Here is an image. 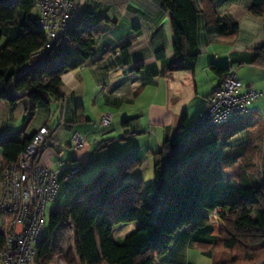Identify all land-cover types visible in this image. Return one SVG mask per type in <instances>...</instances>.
Here are the masks:
<instances>
[{"label": "crops", "instance_id": "crops-1", "mask_svg": "<svg viewBox=\"0 0 264 264\" xmlns=\"http://www.w3.org/2000/svg\"><path fill=\"white\" fill-rule=\"evenodd\" d=\"M73 1L75 16L87 11L102 16L104 21L97 26L100 36L93 57L79 69L63 76L64 99L53 100L48 108L39 109L29 124L25 123L27 99L14 107L0 100V140L31 139L40 128L46 127L51 141L39 157L40 165L60 177L75 165L84 164L86 167L84 174L73 182L62 183L57 197L47 204L46 211L48 209L51 215L60 211L77 191L86 186L92 162L102 155L99 152L103 149L108 148L109 152L115 141L139 146L146 135L154 136L159 151L162 143L172 139L181 119L186 116L185 129L178 136L182 141L199 114L209 107L214 90L222 85L224 75L220 76L216 70L232 67L244 87L258 91L261 96L242 122L229 123L220 126L222 128L216 134H206L182 161L180 170L196 165L211 183V191L225 196L230 202L238 198L242 185L240 177L250 181L253 187L264 186V179L260 180L255 171L258 162L264 158V68L253 63L255 51L264 46V17L251 14L254 0H210L225 25L229 28L238 25L235 37L228 40L209 34L200 14V56L195 72L168 75L164 73V62L157 59L156 54L164 50L168 60L174 58V34L170 16L159 0ZM201 1L194 0V7L200 13ZM32 15L37 18L38 10L34 9ZM106 113L113 114V119L110 126L102 127L101 119ZM188 126L190 129L186 132ZM75 134L86 138L85 146L78 151L73 147ZM157 152H149L151 161L148 157H141L137 149L125 156L119 155L112 163L117 164L128 155L137 153L144 171L153 167ZM107 158L112 157L107 154L106 161ZM3 160L4 153L0 149V162ZM106 168L101 164L91 172L117 169L116 165ZM219 187H227L230 195L219 191ZM129 225L134 231L142 223ZM12 228V218L0 215V232L8 236ZM219 239V226L214 223L196 232H180L169 253L155 264L228 263L225 251L212 249L209 256L197 247V243L214 244Z\"/></svg>", "mask_w": 264, "mask_h": 264}, {"label": "trees", "instance_id": "trees-1", "mask_svg": "<svg viewBox=\"0 0 264 264\" xmlns=\"http://www.w3.org/2000/svg\"><path fill=\"white\" fill-rule=\"evenodd\" d=\"M159 1L170 16L174 34V58L168 60L164 50L156 54L157 59L164 62L165 75L195 72L200 56V14L209 34L228 40L235 37L238 25L232 28L225 25L210 0L201 1V13L195 9L194 0ZM37 3L38 0H0V100L14 107L27 99L26 124L35 118L39 109L48 108L53 100L64 99L63 76L93 57L100 36L97 26L104 21L102 16L87 11L81 16H72L66 39L55 41L43 65L24 72L36 62L48 43L39 20L32 15ZM250 12L264 17V0H254ZM255 54L254 65L264 68V46ZM216 71L225 78L230 68ZM15 92L23 95L17 96ZM186 122L184 116L172 139L162 143L154 155L155 185L147 186L137 177L129 180L142 167L139 155L132 153L116 164L118 172L115 175L102 171L88 186L77 191L63 209L53 213L49 235L38 246L36 264H51L55 258L64 264H155L169 253L180 232H196L211 223L219 226L220 239L214 244L197 243L198 249L209 256L212 249L229 253L231 260L225 264L263 261L264 186L253 187L250 181L240 177L242 185L238 198L230 202L211 191V183L196 165L191 164L181 171L182 161L205 135L216 134L226 125L200 130L194 142L178 154L180 144L189 134L182 141L178 140ZM31 141L32 138L0 140L4 153L0 175L19 162ZM168 167L172 172L165 180L159 172ZM70 171L60 177L59 191L64 181L71 183L65 180ZM255 171L258 175V169ZM162 194L164 200L161 201ZM155 208L160 211L153 219ZM136 222L142 225L124 240H115L113 230L116 226ZM8 236L0 232V252Z\"/></svg>", "mask_w": 264, "mask_h": 264}, {"label": "built area", "instance_id": "built-area-1", "mask_svg": "<svg viewBox=\"0 0 264 264\" xmlns=\"http://www.w3.org/2000/svg\"><path fill=\"white\" fill-rule=\"evenodd\" d=\"M37 10L40 28L46 33L48 43L36 62L24 69V72L38 68L45 62L55 41L66 39L69 33V21L76 12L73 0H38ZM17 96L22 93L15 92ZM261 94L245 88L237 77L235 68H230L222 85L215 89L209 107L200 114L189 134L180 144L178 154L184 152L195 140L197 133L229 123H238L248 115L253 104ZM113 114L106 113L101 126L108 127ZM50 132L46 127L40 128L32 137L27 150L21 155L16 165H10L2 174L0 190V213L12 218V231L5 247L0 252V264H36L35 255L45 235L46 206L55 200L60 188V176L49 168L40 165L39 157L49 143ZM86 139L81 134L73 137V147L81 150ZM172 161V159H171ZM84 164L74 166L66 176L67 182H73L84 174ZM167 192L169 193L168 189ZM164 194L160 196L164 200ZM160 208L152 213L154 219ZM218 212H216L217 214ZM61 264H64L63 262ZM258 264H264V260Z\"/></svg>", "mask_w": 264, "mask_h": 264}, {"label": "rangeland", "instance_id": "rangeland-1", "mask_svg": "<svg viewBox=\"0 0 264 264\" xmlns=\"http://www.w3.org/2000/svg\"><path fill=\"white\" fill-rule=\"evenodd\" d=\"M199 116H200V114H199ZM199 116H198V118H199ZM197 119L194 121L195 123H196ZM189 129L190 128L188 126L185 131L187 132V131H189ZM142 146H143V148H142ZM107 149L108 148H105L101 152H99V154H102V155L99 158H96V160L92 162V164L89 168L90 174H88V176L86 177V186H88L94 180V178L102 172V170L101 171L99 170L96 173L91 172L97 166L104 164L107 166L106 169H109L110 167H114V165H116V162L112 163V161L116 157H118L119 155L125 156V155H127L126 153H130V152L137 150V149L140 151L141 157H143V158L148 157V159H151V161H152V158L149 155V152L151 150L154 152H157L158 151V144H157L156 138L154 136L146 135V137L143 138V144H141L139 146L135 145L134 143L122 142L120 140H117L113 143V146L111 147V150L109 152ZM107 154H109L110 157H112V158H107L108 160L106 161V155ZM257 169H258V177L260 180L263 181V179H264V174H263L264 158L258 162ZM108 172H109V174L115 175L118 171H117V169H115V170L113 169V170H108ZM171 172H172V168L168 167L164 172H159V176L165 180H168L170 178ZM135 177H137V180L143 181L144 184L147 186L148 185H155L156 180H155V167H154V165L152 168H149L147 170H144V171L140 170L139 172L134 174L133 178L130 177L129 180H134V179H136ZM227 185H229V184H227ZM220 188H221V190H219V191H225L226 193H228V195H230V191L227 189V187H219V189ZM50 218H51V214L48 212V209H47L46 214H45V224L43 227V232H44L45 236H48L49 232H50ZM115 231H116V233H114L115 239L117 241H122L125 239V237L129 233L132 232V226L131 225H119V226H116L114 228V232ZM120 231H122V232H120ZM224 254H226V256H227L225 261H230L232 256L227 252H224ZM61 263L62 262L60 261V259L55 258L51 264H61ZM220 263H224V262H220Z\"/></svg>", "mask_w": 264, "mask_h": 264}]
</instances>
